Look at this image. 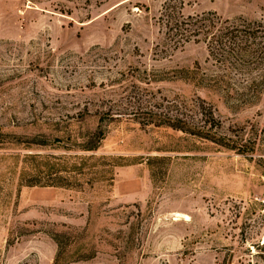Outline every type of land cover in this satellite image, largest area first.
<instances>
[{"label": "rangeland", "instance_id": "1", "mask_svg": "<svg viewBox=\"0 0 264 264\" xmlns=\"http://www.w3.org/2000/svg\"><path fill=\"white\" fill-rule=\"evenodd\" d=\"M0 264H264V0H0Z\"/></svg>", "mask_w": 264, "mask_h": 264}, {"label": "trees", "instance_id": "2", "mask_svg": "<svg viewBox=\"0 0 264 264\" xmlns=\"http://www.w3.org/2000/svg\"><path fill=\"white\" fill-rule=\"evenodd\" d=\"M167 21L164 23V27L168 32V36L171 42L175 43V46L184 45L187 42H190L192 38H199L204 32L205 29L209 28L208 22L211 24L214 20H220L216 15L212 16H197V17H185L180 15L178 18L172 17V14L166 15ZM227 23V21L225 22ZM240 28L233 26V28L225 27L219 31L212 33L211 42L216 43V45L223 44L227 41L231 42L236 41L240 36H242V31ZM209 32V30H208ZM210 33V32H209ZM239 40V39H238ZM232 43V42H231ZM242 43V41H241ZM227 47L223 50V54H227L229 51L226 50ZM230 49V48H229ZM229 54V53H228ZM162 105V104H160ZM158 103H154L145 107H138L137 110L133 111L131 114L140 121V124L143 126H156V127H167L175 131H180L183 133L191 134L206 140H209L213 143L220 144L222 146L231 147L227 144H222L223 142L217 137V135L212 134L214 126L210 125L208 120H203L202 122H195L187 117V114L183 111V106L176 102L169 103L166 106L165 111H160ZM201 109V106L199 105ZM114 119V118H113ZM214 121L213 116L211 117ZM99 142H101L105 135L103 132H99ZM97 149V146L91 148V150Z\"/></svg>", "mask_w": 264, "mask_h": 264}]
</instances>
